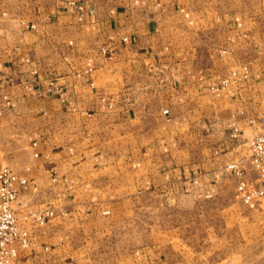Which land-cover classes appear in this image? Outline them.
Instances as JSON below:
<instances>
[{"label":"crops","instance_id":"1","mask_svg":"<svg viewBox=\"0 0 264 264\" xmlns=\"http://www.w3.org/2000/svg\"><path fill=\"white\" fill-rule=\"evenodd\" d=\"M0 59L23 264H264V0H0Z\"/></svg>","mask_w":264,"mask_h":264},{"label":"built area","instance_id":"2","mask_svg":"<svg viewBox=\"0 0 264 264\" xmlns=\"http://www.w3.org/2000/svg\"><path fill=\"white\" fill-rule=\"evenodd\" d=\"M32 27H35L33 24ZM104 51L105 48H102ZM3 65L0 59V67ZM86 72H89L87 70ZM49 91L62 92V87L51 81ZM10 105L7 95L4 96V105L0 107V115L5 106ZM165 113L168 110H164ZM251 119V123L256 122ZM263 130L255 133L249 139V147L251 149L250 164L258 172V184H251L246 178H241L236 186V198L243 201L250 208H254L257 203L264 198V117L260 119ZM238 129H235L233 135H237ZM232 167H236L233 165ZM239 175H243L242 171H238ZM19 182L21 185L27 182V179L17 175L8 166L0 170V264H23L19 260V249L28 248L32 242V235L25 224L20 222L16 214L15 203L19 197V187L15 185ZM55 215V211L51 208L37 210L28 209L23 218L26 221L44 224Z\"/></svg>","mask_w":264,"mask_h":264},{"label":"rangeland","instance_id":"3","mask_svg":"<svg viewBox=\"0 0 264 264\" xmlns=\"http://www.w3.org/2000/svg\"><path fill=\"white\" fill-rule=\"evenodd\" d=\"M2 114V113H1ZM1 116V115H0ZM0 125H1V118H0ZM4 134L2 133V131H1V126H0V170L3 168V167H5V166H7L6 164H4V162H3V154H4V152L3 151H7L8 150V143H7V141L5 142V143H3V138H4V136H3ZM10 135V134H9ZM6 137H8L7 136V134H6ZM19 136H16V138H18ZM9 139H10V137H9ZM8 139V140H9ZM11 144V143H10ZM13 145H15L17 148H18V142H17V140H16V144H15V141H14V144ZM160 214V213H159ZM157 215V214H156ZM182 215H183V213H181V211L179 212H177V210L176 211H174V212H171V215H170V219H171V222H173V223H171V227L172 226H177V218H179V217H182ZM157 219L159 220V222H155L154 223V231H158V230H161V223H160V220H161V216L160 215H157ZM167 219V218H166ZM149 229V228H151V225H143V230H145V229Z\"/></svg>","mask_w":264,"mask_h":264}]
</instances>
